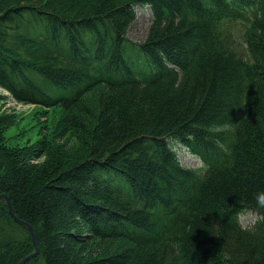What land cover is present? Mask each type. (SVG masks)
<instances>
[{"label":"trees","instance_id":"16d2710c","mask_svg":"<svg viewBox=\"0 0 264 264\" xmlns=\"http://www.w3.org/2000/svg\"><path fill=\"white\" fill-rule=\"evenodd\" d=\"M45 1L0 0V85L55 117L35 165L39 111L0 114V194L39 245L26 264H264V0ZM231 121L225 155L208 128ZM34 249L1 199L0 264Z\"/></svg>","mask_w":264,"mask_h":264},{"label":"rangeland","instance_id":"374dc122","mask_svg":"<svg viewBox=\"0 0 264 264\" xmlns=\"http://www.w3.org/2000/svg\"><path fill=\"white\" fill-rule=\"evenodd\" d=\"M45 2H47V0ZM137 10H138V18L130 26V30H128L129 32L127 36L132 41L140 42V41H144L145 38H147L148 30L151 24L152 13H151V9L149 6H139L137 7ZM23 30L27 31L25 29V26ZM46 111H47L46 108L42 107L41 105L24 103V102L17 100L9 90H7L6 88L0 85V114H7V115H14V116L23 115L22 117H24L33 112H38L37 113V117H38L37 124H35V126L38 129V132H37L38 136H36L37 138L36 143L38 141L41 143L35 145L34 143L28 141V139H31V140L35 139V137L33 136V133H31L30 131L25 132L24 136L27 137V139H25L24 141L26 142L28 146L32 147L33 151H35L34 156H37V155H42V156L38 160L32 159L30 155L27 157L22 156V159H23L22 163H25L27 161L28 163H32L35 165H43V162L46 157L43 152H44V149H46L47 145L49 144V142L47 141V138L45 136L43 137L47 129L46 123L48 122V119L50 118H52L53 120L55 119L51 111L49 112H46ZM13 132H14L13 129L8 131V133L10 134H12ZM24 136L21 137L20 135L19 138H25ZM73 147L77 148V146H73ZM70 148L71 147H69V150H71ZM174 148H177V146L174 145ZM177 151H178V156L180 160L185 166L187 167H198L200 165L201 167L203 166L202 163L199 161V159L196 158L195 155L192 154L187 148L178 147ZM31 152L32 150L29 151V153ZM71 152L75 153L76 155L80 153L79 150L77 151L71 150ZM256 217H257L256 214L249 213L241 217V222L243 225L248 226L249 224L255 221Z\"/></svg>","mask_w":264,"mask_h":264},{"label":"clouds","instance_id":"9594fccd","mask_svg":"<svg viewBox=\"0 0 264 264\" xmlns=\"http://www.w3.org/2000/svg\"><path fill=\"white\" fill-rule=\"evenodd\" d=\"M230 2V0H229ZM206 7H214L212 4H206ZM239 123H233L231 122H225L223 124H214L211 125L208 128V131L212 134H220L224 133L226 134L225 140H217L216 144L217 147L225 154L230 155L231 154V142L234 140V133L236 132V126ZM209 165L205 162L203 164V168L201 171H199L197 174L200 176H203L204 173H206L209 169ZM256 202L257 205L261 208H264V192H260L256 196Z\"/></svg>","mask_w":264,"mask_h":264},{"label":"water","instance_id":"95a60500","mask_svg":"<svg viewBox=\"0 0 264 264\" xmlns=\"http://www.w3.org/2000/svg\"><path fill=\"white\" fill-rule=\"evenodd\" d=\"M1 199H5L7 201L8 204V208H9V213L11 214V216L19 223L24 224L30 231L31 236H32V241L35 245V249L32 253L26 255L25 257H23L17 264H26L29 260H31L32 258H34L35 256L38 255L39 252V245L37 242V237H36V233L34 232V228L33 226L28 223L27 221L19 218L16 214H15V209L13 207V204L11 202L10 197L6 194V193H1L0 194V200Z\"/></svg>","mask_w":264,"mask_h":264}]
</instances>
